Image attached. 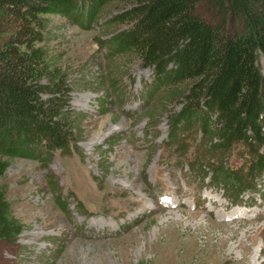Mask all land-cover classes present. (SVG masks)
Here are the masks:
<instances>
[{"label":"rangeland","instance_id":"374dc122","mask_svg":"<svg viewBox=\"0 0 264 264\" xmlns=\"http://www.w3.org/2000/svg\"><path fill=\"white\" fill-rule=\"evenodd\" d=\"M126 9L102 3L87 19L78 4L71 17L46 16L79 143L46 161L4 159L0 187L25 228L16 244L0 242V264H264V174L240 199L211 181L220 151L199 121L172 123L187 85H157L154 68L108 46L127 28L111 23ZM199 154L212 156L209 173ZM247 155L235 146L228 166L245 175Z\"/></svg>","mask_w":264,"mask_h":264},{"label":"trees","instance_id":"16d2710c","mask_svg":"<svg viewBox=\"0 0 264 264\" xmlns=\"http://www.w3.org/2000/svg\"><path fill=\"white\" fill-rule=\"evenodd\" d=\"M113 2L128 9L111 21L127 27L112 53L141 58L157 85H187L172 123L199 121L209 150L220 151L212 182L239 198L264 174V0H0V178L5 158L43 161L79 143L68 74L45 47L46 16L71 17L79 4L88 19ZM239 144L245 175L226 160ZM195 160L209 173L211 155ZM24 228L0 187V242L16 244Z\"/></svg>","mask_w":264,"mask_h":264}]
</instances>
